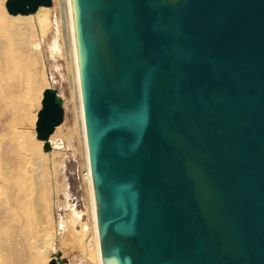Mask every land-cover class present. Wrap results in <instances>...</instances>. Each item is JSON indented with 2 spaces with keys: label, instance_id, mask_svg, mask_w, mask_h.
Returning <instances> with one entry per match:
<instances>
[{
  "label": "rangeland",
  "instance_id": "obj_1",
  "mask_svg": "<svg viewBox=\"0 0 264 264\" xmlns=\"http://www.w3.org/2000/svg\"><path fill=\"white\" fill-rule=\"evenodd\" d=\"M5 1L6 0H2L1 2L0 0V15L6 18L5 22L8 24V22L12 20V17H10L11 14L6 10ZM63 3V0H52V4L47 6L49 9L50 25L45 35L38 40L40 55L31 50L25 55L29 58L31 74L35 73L37 75L36 87L32 86L34 80H30L29 86H25L21 92L20 102L17 101L16 103H12L6 100L5 91L0 86L1 173L6 171L4 168L8 157H14L20 154L27 158L30 164L31 160L39 155L37 153L38 150H36L37 148H35V141L37 138L35 123L34 125L31 123V116L34 114L37 115L41 107V102L39 103L36 100L40 87L47 85V87L51 86L56 88L57 93L62 99V107L64 110L63 121L59 124L60 128L55 132L54 138L50 141L51 148L49 151H45L44 158L47 166L44 165L45 167L43 169L47 171L48 175L40 181L38 186L33 185L24 188L16 195L19 197L17 199H13L4 189L0 194L1 200L6 203V209H4L6 213L5 218L3 217L0 219V264H48L57 253L59 257L63 258L66 264H96L94 249L92 243L89 241L91 231L88 230L84 232V234L78 235V239H76L70 234L67 235L61 227V224H59V222L65 223L67 215L72 210L80 212L83 222L89 221V192L85 176L86 161L84 143L81 134L76 90L74 87L72 62L68 51L69 36L65 22ZM117 4L116 12L119 16L118 30L123 40L124 49L120 50V52L117 50L115 54L118 56L120 53L121 55L126 53L127 60H129V57L138 56L139 53H141L138 49V45L142 44L147 20L142 13V7L138 0H118ZM80 5L82 14L90 21V28L87 33L83 31L80 21H77L80 25V29L78 30L79 41L89 61V66L85 71L86 86L88 88L104 86L106 89L104 100H110L114 103H116V100L120 106L128 109L125 97L117 92L116 86L106 75L105 65L99 49L97 29L100 17L99 15H95L94 12L98 9H105L107 1L94 0V4L89 5L86 0H81ZM144 5L145 7L149 6L150 9L156 8L153 17L150 18L151 20L155 19V13L162 11V9L167 8L170 10V14L172 13L169 4L163 3V0H146ZM34 21L36 22V18H34ZM165 21L166 22L163 23L168 24L167 32L161 30L157 32L158 34H155L157 39H159V43H164L161 39L162 35H168L167 37H169V39L173 36V29L170 21L167 19ZM113 31L114 35L119 38L116 31L114 29ZM26 32V28L14 32L12 36L9 37V49L19 47L20 40L26 37ZM108 39L109 37L107 38V43H109ZM166 50H168L166 56L169 60L167 66H161L149 56L147 57L149 66H147L146 69L142 66L141 69H138L140 72H148V76L142 77V79L144 78L145 80L141 83L146 89V95L149 91H155L160 88H167L173 92L175 91V84L177 82V91H179L178 96H181L182 92H186L188 89L195 88L193 86L195 82L194 79L190 78L189 80L191 76L187 70L188 62L183 61L181 57L177 56L179 53L175 52V50L169 46H166ZM37 55L39 60L36 58ZM145 56L147 55L145 54ZM178 61L180 62V68L185 71V75L181 76L175 72L174 75H176L177 78L170 79V82L167 83L168 86H161L159 78L161 70H170L171 65L178 63ZM124 68L127 71V78H131L132 75L129 73L128 67L124 65ZM24 77H26L25 74ZM136 83L135 81L133 84L138 90L140 89L139 83L138 87ZM253 93V95L257 94L255 91H253ZM147 97L143 98L144 104H147ZM204 97L209 98V95H204ZM262 104H264V102H262ZM215 108L217 109V122H213L212 124L213 126L216 125L218 129V143L216 146L218 155L215 158L216 177L214 180L220 185L221 189L225 191L227 212L235 213V225L241 230L242 234L240 244L248 256H250V252L257 255L255 261L250 256L248 264H264V171H262L264 170V157H262L264 155V128L255 126L252 122V116L255 112L260 111L256 109L254 110L255 112H250L251 114L246 116V118L245 115L243 116L242 112L238 111L240 116L242 115L241 117L245 119L244 123H242L240 118L233 119L230 117L231 108L229 110V108H226V106L222 104L216 105ZM246 122L251 126H247ZM245 125L247 127H245ZM221 129H223V131H221ZM252 130L253 133H251ZM260 134H262L261 138ZM255 149L257 150L256 152ZM41 150L44 152L43 145ZM245 156L249 161H246ZM255 156L257 158H255ZM101 159L103 167L99 172L96 171L95 165L97 185L100 189L109 188L111 190L108 199L113 204L111 213L101 212V218L104 227L111 229L120 240L118 253L127 257L130 264H134L136 262V254L127 250L128 244L123 237V224L125 225L127 223L124 221L121 226H115V221L120 219V217L125 219L127 206L126 198L129 195V191L125 195H122L119 189L120 186L129 182L135 183V187L138 185L134 178L135 163L127 161L130 177L126 179L120 175V170L124 167L125 163L119 161L117 155L112 154L102 157ZM253 166L255 168H253ZM257 177L258 180H256ZM221 178L222 180H220ZM192 180L194 181V189L197 196L199 189L195 180L193 178ZM223 181L227 183L229 189L233 188L232 186L236 184L237 194H231L227 186H225L226 183L224 184ZM247 182H249V184ZM100 195L103 197L104 194L100 191ZM143 195V206L147 212H149L151 221L146 227L145 236L142 238L139 236L138 241L139 247H143L148 254L149 264H190V262L200 264L199 258H179L178 260L171 261L163 256L162 249L168 244V239L162 226V212L159 200L157 195L152 194L147 189H145ZM239 199H241V201H239ZM233 208L234 210H232ZM13 212L19 215L23 220L22 223L14 224L15 228L9 220V216ZM202 212L207 219L206 213L203 210ZM241 213L243 214L241 215ZM218 219L214 221H209L207 219V221L217 230L216 237L220 249L234 256L229 244L230 233L227 231V227L223 222ZM75 227L81 229V222H78ZM134 227L135 226H133V232L135 236H138L140 232ZM247 227L249 229H247ZM246 230L248 231L247 233H245ZM146 233L150 234L147 239ZM51 235L53 240L51 245L48 246ZM251 241H253V243L249 244ZM51 252H53V254ZM234 252L238 255L236 249H234ZM260 252L263 257L260 255ZM234 259L235 262L239 260L236 256H234Z\"/></svg>",
  "mask_w": 264,
  "mask_h": 264
},
{
  "label": "bare ground",
  "instance_id": "obj_2",
  "mask_svg": "<svg viewBox=\"0 0 264 264\" xmlns=\"http://www.w3.org/2000/svg\"><path fill=\"white\" fill-rule=\"evenodd\" d=\"M63 1H64L63 4H64V12H65V22H66V25L68 28V36H69V38H68V51H69L70 59L72 62L74 87L76 90L79 117H80V123H81V134H82V139H83V143H84V154H85V161H86L85 162L86 163L85 176L87 179L88 192H89V208H88L89 221L83 222L81 220L80 212L72 210L67 215L65 223L63 224L62 222L61 223L59 222V224H61V227L64 229V231L67 233V235L70 234L73 236V238H76V239H78V235H82V234H84V232H87L88 230L91 231L89 241L92 243V246L94 249V258H95L96 264H130L129 259L127 257L120 255L118 253V248L120 246L119 238L111 229H107L104 227V224H103V221L101 218V212H105L108 214L111 213V211L113 210V204L108 199V195L110 194V189L109 188L100 189V188H98V185H97V178H96V174H95V156H94V152H93L94 151V145H93L92 140H91V121L92 120H91V113H90V110L88 108V96L90 95L94 99V101L97 102L98 99H104L105 98V90L106 89L104 86L98 87V88H88L86 86L85 71H86V68L89 66V61H88V57L84 53L83 48L81 46V43L79 41L78 30L80 29V25L77 23V21L79 20L81 23V26L83 27V31L87 33V31L90 28V21L87 19V17H85L82 14L81 5H80L81 0H63ZM1 2H2V0H1ZM163 3L169 4V6L172 10V13H171L172 15L170 14V10H168L167 8L162 9V11L156 12L155 13V19H153V20L150 19V22H149L150 28H151V31H153V33H155V34L157 32H160L161 30H164V32H167L168 24L163 23V22H166L165 20L167 19L171 23V26L173 29V36H171L172 38L169 39V37H167L168 35L167 36L162 35L161 38H162L164 43H159V39H157V38L150 40V44H149L150 50L155 55V57L158 59V61L162 64L167 63L168 59H167L166 54L168 53V50H166V46H169L170 48L174 49L175 52L179 53V54H177V56L181 57L182 60L185 62L189 63L191 61H194L195 59H202V60L206 61L210 66L211 78L203 81L201 84L194 83V87H195L194 89L196 90V92L198 94V102L201 103L205 108L212 111V113L214 114L213 118H217V112H216L217 109L215 108L216 105L222 104V105L226 106V108H229V110L231 108L230 117L233 119L234 118L235 119L240 118L242 123H244L245 119H244V117H241L242 115L240 116V113L238 111L242 112L243 116L245 115V118H246V116L251 114L250 112H255L254 110L259 109L260 115L259 114L257 115V117H258L256 119L257 123H254V125L255 126L257 125L258 127L264 128V104H262V102H264V97L262 96L264 94V80L261 79V77H260L259 65L249 57L248 53L245 50H240L237 53L236 58H230L226 53L221 54V55H214V54L204 53V52L200 51L197 47H195L194 45L191 44L190 40L188 39V37L184 33V29H183V23H182L183 14H184L186 8L188 7V0H163ZM48 10L49 9L47 8V6H39L38 9L33 14L32 13H30V14H21V13L11 14L10 17H12L11 18L12 20H10V22H8V24H7V22H5L6 18H4L2 15H0V86L5 91V98L7 101H10L12 103H16L17 101L20 102V97L22 94L21 92L24 89V87L29 84L30 80H34V82L32 83V86L36 87L37 75L35 73L31 74V68L29 67V58L25 55L27 54V52L29 50L34 51L35 53H38V55H40V53H39L40 45H39L38 40H39V38H41L45 35L47 29L49 28L50 18H49ZM32 17H33V19H32ZM34 18H36V22L34 21ZM118 24H119V16H118L116 9H115L113 29L116 31V33L119 37V38H117V37L116 38H117V40L119 39L118 40V42H119L118 46H119V52H120V50L124 49L123 48L124 45H123V40H122L121 35L119 33V30H118ZM23 28H26V30H27L26 37H24L23 39L20 40L19 47L9 49V46H8L9 45V37L12 36V34L14 32L20 31ZM97 34H98V38H99V49H100L101 57L103 59L105 69H106L105 70L106 75L111 80V82L116 86L117 92L119 94H122L125 97L126 105H128V109H126L124 107V117H126V119L130 123H133V122H135L134 120H135L137 113H138V109L136 106L137 101H135L133 98L132 85H131L129 78H127V71L125 70L124 65L121 64V62L119 61V59L117 58V56L114 52L115 48H117V47L114 46L115 48L113 50L112 49L113 46H110V44L107 43V38L109 37V34H108L107 30L105 29L103 23L101 22V17H100V22H99L98 29H97ZM21 36H23V35H21ZM143 44H144V39L142 41V44L138 45V49L141 52V53H139L138 56H131V57H129V60H127L128 58L125 55L126 53H124V55H121V53H120V55L123 58V60L125 61V64L128 67L129 73L130 72H138V74H140V76L145 77V76H148V74H147L148 72L144 73L143 70H142L143 72H140L138 70L139 68L141 69V66L144 67L145 69L147 68V66H149L148 58L144 54L145 49H144ZM38 55L36 56L37 60H39ZM179 65H180V62L178 61V63L171 65L170 70H168V71L161 70V74L159 77L161 86L167 85V83L170 82V79L177 78V76L174 75L175 72L181 76L185 75V71L182 68H180ZM24 74L26 77H24ZM190 78L191 77H189V80H190ZM173 84H175V83H173ZM46 87H47V85L42 86L38 90L36 100L39 103H40V99L42 97V91ZM119 88L121 89V91ZM177 88H178V82L175 84L174 93L177 95V97H176V100H174L175 102H174L173 106L174 107L182 106L185 102L184 100H188V102L191 103L192 91L187 90V92L184 96H178L179 91H177ZM253 91H255L257 94L253 95L254 94ZM204 95H209V98L204 97ZM113 105H114V103H113ZM191 105L195 106V105H193V103H191ZM21 106H22V104H21ZM118 109H119V107H118ZM218 109H219V107H218ZM175 110H177V109H175ZM193 110H194V108H193ZM186 111H185V113H186ZM236 111H237V113H236ZM255 113H258V112H255ZM169 114H171V113H169ZM197 115H199V114H197ZM35 120H36V115L34 114L31 116V123L33 125L35 123ZM159 120H160V118H159ZM164 123L165 122H163V124ZM228 125H230V124H228ZM248 125L251 126L249 123H247V126ZM247 126L245 125V127H247ZM59 128H60V125L56 126L54 132L49 137V142L54 138L55 132ZM192 130H194V129H192ZM201 130H203V129H201ZM221 131H223V129H221ZM260 131H258V132H260ZM245 133H247V132H245ZM251 133H253V130ZM195 134H196V132H195ZM198 134H200V133H198ZM165 135L169 141H171V142H173L179 146L180 145L184 146V145H187V143H188V140L183 137L184 135L182 136L178 132H175L173 130L166 129ZM207 135H208V133L206 134V136ZM261 135L262 134H260V138H261ZM200 137H202V136H200ZM114 140H108V141L106 140V142H104V144L101 145V153H100L101 157L100 158L106 157V156H109L112 154L117 155V158L119 159V161L125 163V165H124L125 169H124V167H122V168L127 171V175L126 174L123 175V173H121L120 175L122 177H125L126 179H128L130 177V174L128 173L129 168H127L128 167L127 161L135 163V158L131 155V152H130L132 147H130L126 143L123 144V140H115V141ZM191 140H193V139H191ZM245 141H248V140H245ZM43 143H44V141L40 140V139H37L35 141V148H37L36 150H38L37 153L39 155H37V157L33 158L32 160L30 159L31 160L30 164H29V160L20 154H17L14 157H8L6 159V165L4 168V169H6V171L4 173L0 172V194L2 193V191L4 189L6 191V193H9L13 199H17L19 197H17L16 195L19 194V192H21L24 188H26L28 186H33V185L38 186L40 184V181L43 180L44 177H46V175H48L47 171H44V169H43L45 167L44 165H46V160L44 158L45 157V151L42 152V150H41ZM209 143L211 144V142H209ZM194 145H196V144H194ZM251 147H253V146H251ZM256 151L257 150L255 149V152ZM219 154H221V153H219ZM248 154H247V156H248ZM259 155H260V153H259ZM197 157H202L204 159H207L209 157H208V155L201 154V152L195 150L194 153L190 156V158H189L190 161L188 164V173H189L190 177H192L195 180L196 185L199 189L197 199L200 203L201 210H203L206 213L207 219L209 221L210 220L214 221V220H217L219 218L223 222V224L227 227V231L230 233L229 244L231 246V249L233 251L234 256L238 257V259H239L236 262L237 264H248L250 256L255 261L257 258V255L250 252V256H248V254L245 252L242 245L240 244L241 235H242L241 230L239 228H237L235 225V219H234L235 213L233 211H232L233 213H228L226 210L227 199H226V194L224 193L225 191H223L221 189L220 185L218 183H216L215 180H212L211 178H209L206 175L204 165H203V163L198 162L196 160ZM262 157H264V155ZM243 158H244V156H243ZM255 158H257V157L255 156ZM245 159H246V156H245ZM246 161H249V160L246 159ZM210 168H211V166H210ZM253 168H255V167L253 166ZM262 171H264V170H262ZM256 173H257V171H256ZM214 175H216V173H214ZM261 176H263V175H261ZM134 178L136 179V182L138 183L137 187H135V183L129 182L125 185H121L119 189H120L122 195H125L129 191V195L126 198L127 206H126V214H125V221L127 224H125V225L123 224V230L122 231H123V237L125 238V240L128 244L127 250L133 254L134 253L136 254L138 251V248H139L138 237L140 236L142 238L143 236H145L146 227L148 226V223H150L151 220L149 218V212H147V210L143 206V200H144L143 194H144V191L146 188L145 189L141 188L140 180L137 176L136 171H135ZM220 180H222V178ZM256 180H258V177ZM251 182H253V181H251ZM223 183H224V181H223ZM247 183L249 184V182H247ZM257 184H256V186H257ZM122 186H124V187H122ZM225 186H227V189L231 194H237L236 184H234V186H232L233 188H231V189L228 188L227 183L225 184ZM257 189H258V187H257ZM257 189H255V190H257ZM99 190L104 194L103 197H101ZM137 190H140L142 192V194L137 199L134 200V199H132V194L135 193ZM175 194H176V191H175ZM157 198L159 200V204H160L161 212H162V217H161L162 226H163V229H164V231L167 235V239H168L169 238V232H167V227L165 225V221H166L165 220V210L163 209V204H162L161 198H159L158 196H157ZM107 199H108V201H107ZM258 200H260V199H258ZM239 201H241V199H239ZM233 202H234V199H233ZM10 203H11V200H10ZM235 203H236V201H235ZM255 203H257V202H255ZM4 209H6V203L3 202V200H1V198H0V219L3 217L5 218L6 213H5ZM232 210H234V208ZM242 214L243 213H241V215ZM9 220H10L11 224H13L12 226H14V224H16V223H22V221H23L21 219V217L14 212L9 216ZM242 221H243V219H242ZM78 222H81V229H77L75 227V225ZM183 225H184V223H183ZM25 226H26V224H25ZM133 226H135L136 230H138V232H140L141 234L139 233L138 236L137 235L135 236V234L133 232ZM14 228H15V226H14ZM10 229H12V228H10ZM247 229H249V228L247 227ZM247 232L248 231L246 230L245 233H247ZM175 234H176V231H175ZM149 235L150 234L146 233V239L149 238ZM52 240H53V237L51 235V238L48 242V246L51 245ZM251 243H253V241H251L249 244H251ZM169 248H171V245L168 241V244L162 249V254L166 258H167L166 251ZM234 249L237 250L238 255L235 254ZM260 255H261V252H260ZM240 258H242V259H240ZM178 259L179 258H174L172 260H178ZM57 260H58L59 264H65V261L63 259H61V257H58Z\"/></svg>",
  "mask_w": 264,
  "mask_h": 264
},
{
  "label": "crops",
  "instance_id": "obj_3",
  "mask_svg": "<svg viewBox=\"0 0 264 264\" xmlns=\"http://www.w3.org/2000/svg\"><path fill=\"white\" fill-rule=\"evenodd\" d=\"M86 1L89 5L94 4V0ZM106 1L107 6L105 9H98L94 12L95 15L101 17V20H103L104 15L108 11H115L118 5V0ZM138 1L142 7V13L147 20L146 29L143 33L144 35L147 28L150 26V18L153 17L155 8L150 9L149 6L145 7L144 3L146 0ZM106 30L109 34L108 42L110 46H113V50L115 48L114 46L117 47L114 50V52L117 53V50H119V42L114 35L113 26ZM117 57L122 65H126L121 55L118 54ZM136 73L138 72H130V74ZM129 80L133 86L134 79L129 78ZM174 94V91L172 92L167 88L150 91L149 95H147V104L144 105V99H142L140 94H135L133 92V98L137 101L136 106L138 109L137 116L134 120L135 122L133 123H130L126 117H124V107H121L116 100V103L108 100L115 110L114 117L121 122L122 126L118 136L105 138L102 140V144H104L106 140L115 139L123 140V144L126 143L132 147L130 152L135 158L134 166L140 180L141 188H146L149 192L161 198L163 209L165 210V225L167 227V232H169L168 241L171 245V248H169L170 250L167 249L166 251L169 260L174 258L193 257L196 259L199 258L200 264H235L234 256L220 249L216 237L217 230L212 224L208 223L205 218L196 196L194 181L188 173L189 158L196 150L201 152V154L208 155L209 158L207 159L197 157L196 160L203 163L206 175L212 180L215 179V158L218 155L216 147L218 143V129L216 125L213 126L212 123H216L217 118H213L212 111L198 102L197 94L191 97V103L195 106H192L188 100H184L185 102L182 106L174 107V100H176L177 97V95L175 94V96ZM176 114H178L177 118H175ZM163 122L165 123L163 124ZM166 129L178 132L182 136L184 135L183 137L188 140L189 144L187 143V145L179 146L169 141L165 135ZM207 133L208 135L206 136ZM209 142H211V144ZM100 157L95 161L97 172L103 167ZM120 171L123 175H127V171L123 168ZM141 194L142 192L137 190L132 194V199H137ZM124 221L125 219L120 217V219L115 221V226H121ZM51 253L53 254V252ZM61 259L63 258L61 257ZM135 263L149 264L148 254L141 246L136 253ZM190 264H196V262H190Z\"/></svg>",
  "mask_w": 264,
  "mask_h": 264
},
{
  "label": "water",
  "instance_id": "obj_4",
  "mask_svg": "<svg viewBox=\"0 0 264 264\" xmlns=\"http://www.w3.org/2000/svg\"><path fill=\"white\" fill-rule=\"evenodd\" d=\"M52 0H6L5 7L9 14L34 13L39 6H50ZM156 9V8H155ZM114 10L108 11L102 20L105 29L113 26ZM184 33L191 44L204 53L221 55L226 53L230 58H236L240 50H245L260 69V77L264 80V0H188V7L183 14ZM157 36L151 31L150 26L143 35L144 49L147 57H151L161 66H167L158 61L151 52L149 44L151 39ZM162 39V38H161ZM168 59V58H167ZM187 70L194 83L201 84L211 78L210 66L202 59H195L187 65ZM139 83L140 89L134 84L132 91L143 98L145 87L141 83L145 80L138 73L131 74ZM133 82V83H134ZM193 83V86H194ZM141 84V85H140ZM192 96L197 92L194 88ZM187 92V90H186ZM186 92H182L185 95ZM198 95V94H197ZM264 97V94L262 95ZM39 108L35 120L36 138L43 140V150L49 151L51 144L50 135L54 132L64 117L62 99L56 88L48 86L43 89ZM145 105V104H144ZM88 108L91 113V140L94 145L95 161L100 157L102 140L119 135L121 122L115 116V110L108 100L94 99L88 96ZM252 116V122L257 123V115ZM178 114L175 115V118ZM257 126V125H256ZM58 253L48 264H59Z\"/></svg>",
  "mask_w": 264,
  "mask_h": 264
}]
</instances>
